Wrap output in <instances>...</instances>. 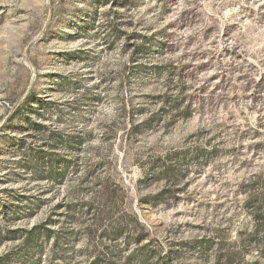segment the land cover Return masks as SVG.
I'll use <instances>...</instances> for the list:
<instances>
[{
  "label": "rangeland",
  "instance_id": "374dc122",
  "mask_svg": "<svg viewBox=\"0 0 264 264\" xmlns=\"http://www.w3.org/2000/svg\"><path fill=\"white\" fill-rule=\"evenodd\" d=\"M0 264H264V0H0Z\"/></svg>",
  "mask_w": 264,
  "mask_h": 264
}]
</instances>
